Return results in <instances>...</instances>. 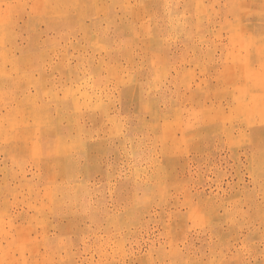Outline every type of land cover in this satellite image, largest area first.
<instances>
[{
	"label": "rangeland",
	"instance_id": "1",
	"mask_svg": "<svg viewBox=\"0 0 264 264\" xmlns=\"http://www.w3.org/2000/svg\"><path fill=\"white\" fill-rule=\"evenodd\" d=\"M0 264H264V0H0Z\"/></svg>",
	"mask_w": 264,
	"mask_h": 264
}]
</instances>
